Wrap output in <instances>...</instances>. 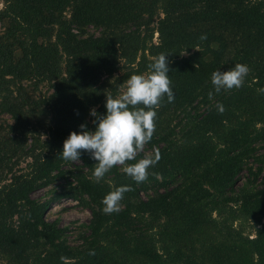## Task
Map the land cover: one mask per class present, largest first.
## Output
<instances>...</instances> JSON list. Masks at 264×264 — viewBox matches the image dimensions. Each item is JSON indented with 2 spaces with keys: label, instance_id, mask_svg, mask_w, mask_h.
<instances>
[{
  "label": "trees",
  "instance_id": "obj_1",
  "mask_svg": "<svg viewBox=\"0 0 264 264\" xmlns=\"http://www.w3.org/2000/svg\"><path fill=\"white\" fill-rule=\"evenodd\" d=\"M4 1L0 114L11 120L0 123V264H239L234 244L264 264V0ZM161 53L175 99L157 109L149 153L127 162L159 150L148 179L115 166L97 183L89 153L63 160L71 132L96 130L91 109L105 116L107 96ZM238 63L250 69L243 86L216 93L212 73ZM67 175L63 192L32 197ZM124 185L134 190L105 214L102 200ZM62 197L90 209L75 244L46 218Z\"/></svg>",
  "mask_w": 264,
  "mask_h": 264
},
{
  "label": "clouds",
  "instance_id": "obj_2",
  "mask_svg": "<svg viewBox=\"0 0 264 264\" xmlns=\"http://www.w3.org/2000/svg\"><path fill=\"white\" fill-rule=\"evenodd\" d=\"M199 39L205 41L207 35L202 34ZM168 56L170 55L161 53L155 62L149 65L150 72L147 75L133 74L119 97L108 95L105 116L98 115L95 109H92L90 115L96 118L93 123L97 124L98 121L96 130L89 131L86 124H81L82 131L79 134L70 133L59 156L65 161L75 162L80 161L82 151L89 153L91 159L98 161L93 172L97 183L115 166H123V172L136 183L145 182L150 175L149 169L161 159L159 150L155 151L154 156L145 157L134 164L127 162L135 160L151 141L156 130L157 109L162 106L164 98L167 97L168 103L174 102L172 82L168 76ZM195 67L197 68V65ZM249 72L247 65L239 63L225 72L214 71L211 82L215 92L241 88ZM260 91L264 92V89ZM212 95L213 93L209 92L210 99ZM217 109L220 114L225 111L222 104H218ZM133 190L131 186L124 185L108 193L102 200L103 212L118 213L124 194Z\"/></svg>",
  "mask_w": 264,
  "mask_h": 264
},
{
  "label": "rangeland",
  "instance_id": "obj_3",
  "mask_svg": "<svg viewBox=\"0 0 264 264\" xmlns=\"http://www.w3.org/2000/svg\"><path fill=\"white\" fill-rule=\"evenodd\" d=\"M4 0H0V9L4 6ZM2 30L1 24H0V31ZM90 30L93 32V28H90ZM153 41H157V34L154 33ZM118 72H115L116 75H118ZM126 89V82L121 84L117 96L119 97ZM92 110V109H91ZM89 118H92L89 112ZM5 120H11L9 115L6 114H0V123H4ZM145 155L149 153V151L146 149V146L144 147L143 152ZM21 165H24L23 162H21ZM246 177V172H242L240 174V181H243ZM68 181H72V177L67 175L63 178H57L52 183L48 184L45 187L39 188L35 190L32 193V197L34 199L43 201L46 199H50L51 197L56 196L57 194L63 192L68 184ZM239 183V181H238ZM264 183V168L257 178V184ZM91 213L90 209L85 205L77 200H74L72 198H60L51 200L50 205L48 207V210L46 212V218L48 220L57 219V222L61 226H67V240L70 244H75L79 242V234L85 233V226L89 219H90ZM234 225L239 228V223L236 221ZM244 234H248L249 237L254 235L253 228H249L248 224L244 225ZM216 233V231H215ZM223 235H226L223 233ZM207 247L211 248V245H207ZM235 248L233 249V253L238 257V263L239 264H250V258L246 257L243 253L246 252V249L248 247L246 245L242 247H238L234 244Z\"/></svg>",
  "mask_w": 264,
  "mask_h": 264
}]
</instances>
